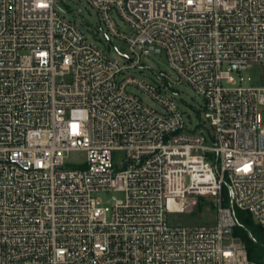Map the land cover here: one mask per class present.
Segmentation results:
<instances>
[{"label":"built area","instance_id":"1","mask_svg":"<svg viewBox=\"0 0 264 264\" xmlns=\"http://www.w3.org/2000/svg\"><path fill=\"white\" fill-rule=\"evenodd\" d=\"M88 1L132 66L165 53L200 125L165 71L122 76L60 0H0V264H264L236 234L258 242L241 210L264 232V0ZM256 64L262 85H238ZM202 202L213 222L177 220Z\"/></svg>","mask_w":264,"mask_h":264},{"label":"rangeland","instance_id":"2","mask_svg":"<svg viewBox=\"0 0 264 264\" xmlns=\"http://www.w3.org/2000/svg\"><path fill=\"white\" fill-rule=\"evenodd\" d=\"M60 4L66 10L68 18L74 20L109 56L120 60L126 66L122 76H134L151 83L155 79L153 77L154 73L165 71L174 81V89L181 94V97L177 98L176 102L182 109L185 118H190L188 122L192 126L200 125L201 114L203 112V99L192 86L187 83L178 82L177 76L173 73L165 53L141 54L140 63L145 68L142 69L137 66H132L131 59L136 60L137 56L130 50L129 45L124 40L113 36L109 39L106 37L105 31H107V26L99 12L88 0H60ZM113 18L122 31H130L128 24L116 12L113 13ZM120 52L129 55L131 59L121 56ZM233 76L238 85L261 86L263 83V68L261 65L256 64L247 70L233 72ZM127 90L140 96L149 105L158 108L155 101L137 86L128 85ZM167 93L170 94L171 91L168 90ZM122 156V152L116 153V160L122 159ZM85 157L84 153L74 152L72 153L71 159L81 161ZM100 196L105 202H108L113 196L119 197L120 193H103ZM205 205L206 203L202 202L200 207L193 213L178 215L179 219L177 220L183 223L194 224L213 222L215 220V211H209Z\"/></svg>","mask_w":264,"mask_h":264},{"label":"trees","instance_id":"3","mask_svg":"<svg viewBox=\"0 0 264 264\" xmlns=\"http://www.w3.org/2000/svg\"><path fill=\"white\" fill-rule=\"evenodd\" d=\"M239 215L246 223L248 228L251 229L258 237V242H253L248 236L246 230L237 229L236 234H239L242 237L248 252L249 259L261 263L263 261L264 255V232L259 225L254 223L253 218L249 213L241 210L239 211Z\"/></svg>","mask_w":264,"mask_h":264},{"label":"water","instance_id":"4","mask_svg":"<svg viewBox=\"0 0 264 264\" xmlns=\"http://www.w3.org/2000/svg\"><path fill=\"white\" fill-rule=\"evenodd\" d=\"M123 55L127 57V55H125V54H123Z\"/></svg>","mask_w":264,"mask_h":264}]
</instances>
